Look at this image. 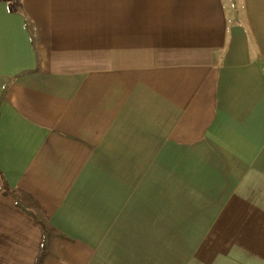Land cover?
Masks as SVG:
<instances>
[{"label":"crops","instance_id":"1","mask_svg":"<svg viewBox=\"0 0 264 264\" xmlns=\"http://www.w3.org/2000/svg\"><path fill=\"white\" fill-rule=\"evenodd\" d=\"M43 243L264 264V0H0V264Z\"/></svg>","mask_w":264,"mask_h":264},{"label":"trees","instance_id":"2","mask_svg":"<svg viewBox=\"0 0 264 264\" xmlns=\"http://www.w3.org/2000/svg\"><path fill=\"white\" fill-rule=\"evenodd\" d=\"M1 191L3 194H7L11 190L7 186V184L3 182L2 186H1ZM44 255H45V245L43 243L42 248H41V252H40L39 256L36 258L35 264H41Z\"/></svg>","mask_w":264,"mask_h":264}]
</instances>
